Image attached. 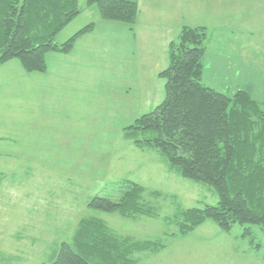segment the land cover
Listing matches in <instances>:
<instances>
[{
  "label": "rangeland",
  "instance_id": "1",
  "mask_svg": "<svg viewBox=\"0 0 264 264\" xmlns=\"http://www.w3.org/2000/svg\"><path fill=\"white\" fill-rule=\"evenodd\" d=\"M79 2L82 12L56 42L93 29L68 54H50L84 77L80 87L52 85L48 61L45 72L29 73L17 60L0 67V264H50L86 218L119 238L163 240L160 252L136 254L138 264H264L259 227L249 235L248 226L225 232L206 221L185 232L180 213L218 204L215 190L174 175L159 149L125 137L166 97L163 69L155 73L162 35L140 23V5L131 25L105 20L95 5ZM238 7L235 27H205L203 84L231 98L249 90L264 108V0H238ZM124 181L143 187L141 214L89 206L99 195L122 198Z\"/></svg>",
  "mask_w": 264,
  "mask_h": 264
},
{
  "label": "trees",
  "instance_id": "2",
  "mask_svg": "<svg viewBox=\"0 0 264 264\" xmlns=\"http://www.w3.org/2000/svg\"><path fill=\"white\" fill-rule=\"evenodd\" d=\"M80 0H0V67L17 60L31 73L45 72L47 55L68 54L93 25L63 44L56 36L76 19ZM109 21L135 24L139 0H87ZM169 49V64L159 73L166 97L130 127L127 140L159 149L174 175L211 186L218 204L180 213L185 232L213 221L230 232L235 225L264 231V108L240 90L234 98L203 84L209 31L185 26ZM144 136V137H143ZM143 137V138H142ZM119 200L94 198V210L143 212V187L124 181ZM183 222V221H182ZM163 240L119 238L105 224L86 218L71 242L56 247L50 264H138L136 254H156Z\"/></svg>",
  "mask_w": 264,
  "mask_h": 264
},
{
  "label": "crops",
  "instance_id": "3",
  "mask_svg": "<svg viewBox=\"0 0 264 264\" xmlns=\"http://www.w3.org/2000/svg\"><path fill=\"white\" fill-rule=\"evenodd\" d=\"M247 3L249 2L247 1ZM139 5L141 11L140 23L144 19V24H148L146 31H153V35H157L156 37L159 34L162 35L161 40L163 41L160 40L158 43V53L162 57L156 59V74L160 70L167 68L169 64V55L167 54L168 43L178 36L182 26L207 27L214 31L215 27L219 26V24L230 23L231 25L233 24L232 26L237 25L236 19L239 20L238 15L240 13L238 0H147V2L146 0H139ZM225 17L231 21L226 22ZM232 26V29H236L234 28L235 26ZM248 28L252 27L249 26ZM168 34L171 35L169 38H163L164 35ZM47 61L49 62V68L52 69L49 74L50 79L53 81L49 80L52 85L55 83L61 88H67L70 83H74L77 88L81 86L84 77L79 75L75 69L67 71V68L63 67V62L66 60L58 54H48ZM57 66L59 68L55 70ZM46 85L47 82L44 87Z\"/></svg>",
  "mask_w": 264,
  "mask_h": 264
}]
</instances>
